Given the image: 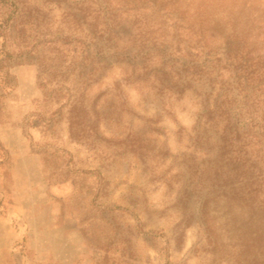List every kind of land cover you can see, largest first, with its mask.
<instances>
[{
  "label": "rangeland",
  "instance_id": "374dc122",
  "mask_svg": "<svg viewBox=\"0 0 264 264\" xmlns=\"http://www.w3.org/2000/svg\"><path fill=\"white\" fill-rule=\"evenodd\" d=\"M0 264H264V0H0Z\"/></svg>",
  "mask_w": 264,
  "mask_h": 264
}]
</instances>
